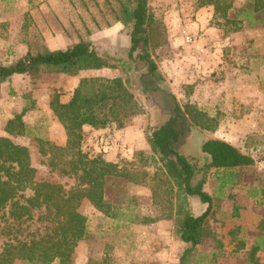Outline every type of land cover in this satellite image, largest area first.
Segmentation results:
<instances>
[{"label": "trees", "instance_id": "trees-1", "mask_svg": "<svg viewBox=\"0 0 264 264\" xmlns=\"http://www.w3.org/2000/svg\"><path fill=\"white\" fill-rule=\"evenodd\" d=\"M201 4L214 6L211 25L222 28L227 39L243 28H264V0H203ZM104 6V16L94 19L95 28L120 23L122 29L129 30L125 60L103 53L89 37L95 29L86 28L77 43L64 49H50L44 41L31 40L27 41L26 54L9 64L0 63V89L16 73L27 74L35 81L42 72L78 75L88 69L121 70L112 77H81L68 102H62L58 93L51 98L50 106L66 130L67 141L59 145L39 138L40 153L52 171L75 179L70 188L59 182L38 180L29 148L12 138L28 133L24 115L29 109L23 108L7 121L8 135H0V213L8 208L9 217L18 221L45 209L43 217L50 225L29 239L9 241L0 264H15L16 260L25 264H73L78 243L92 240L93 236L87 216L79 210L84 199L105 216L124 220L121 224L116 222L115 227L128 226L138 217L141 223L173 219L174 237L188 243L185 253H191L207 237L216 239L210 223L214 203L207 190L210 176L220 170L234 176L235 169L255 163L251 155L218 137L204 138L197 154L181 151L184 136L196 126L209 131L215 126L213 119L196 105L182 106L164 83L159 49L169 42L164 19L167 8L157 0H105ZM116 61H120L121 68ZM139 95L158 110V123L146 134L152 154L136 150L129 159L130 167L91 154L85 145L84 125L97 129L125 127L139 111ZM150 166L155 170L151 171ZM231 176L223 181L230 184ZM142 183L149 187L152 202L160 207L159 216H138L137 194L126 193L127 185ZM192 197L207 203V209L195 214ZM255 249L258 247L252 252ZM102 262L101 259L96 264Z\"/></svg>", "mask_w": 264, "mask_h": 264}, {"label": "rangeland", "instance_id": "rangeland-1", "mask_svg": "<svg viewBox=\"0 0 264 264\" xmlns=\"http://www.w3.org/2000/svg\"><path fill=\"white\" fill-rule=\"evenodd\" d=\"M31 2L32 10L26 11L27 16H24L21 23V32L25 34L28 41L40 40L44 41L49 48H51V45L57 48H66L68 44L80 40L81 36L85 35L86 28H91L95 30L89 37L103 53L110 54L120 60L126 59L129 48V30L121 27L122 33L111 38L104 32L109 27L95 28L94 19L104 16L102 9L105 7V0H58V4L50 6L51 11H48L47 16H44L43 11H41V0H31ZM157 2L163 4L167 9L177 8V5L178 7L181 5L187 13L189 11L193 13L199 7L203 8L204 14L212 15L214 12L213 5L201 4L203 0H157ZM212 19L213 16L210 22H212ZM219 30V38L216 40L218 35L215 34L212 37L213 40L211 39L212 43H215L212 45L213 50L209 51L208 49L206 52L208 54L212 51L210 61L196 64L187 55L186 63H191L192 66L181 65L183 68L179 73H176L177 76L174 78L164 75L165 85L176 94L182 106L187 103L196 105L197 108L206 112L213 119L211 123L215 126V129L211 131L196 126L184 136L180 149L182 152L197 154L204 138L217 136L226 138L231 142H240L243 146L250 142L259 143L256 144L257 146L253 148V151L248 147L245 148V151L254 153L258 159L263 158L264 28H243L231 33L230 39H227L222 28H219ZM74 34L75 36H73ZM55 37L56 41L54 40ZM168 46L169 42L159 49L161 58L163 55L169 56ZM196 60L201 61L197 58ZM160 61L161 59L159 64ZM116 62L120 64V61ZM119 68H121V64ZM119 73H121V70L116 67L102 68L95 71V73L87 72L86 75L80 72L77 76L59 72H42L35 81L31 79L23 80L21 87H19L20 94L17 95V92L10 93L11 96L9 97L13 98L15 97L13 95L16 94L19 97L18 99L21 100L19 102L20 109L23 110L25 107L30 109L25 114L29 113L25 118L28 133L12 136V138L17 143L26 145L29 148L38 180L59 182L66 188H70L75 184L74 178L52 171L45 162L46 158L40 153L41 141L39 138L56 143V140H59L66 133L58 118L54 114L48 113L47 106L52 96L58 93L61 97L72 92L73 84L78 83L79 78H81L79 76L102 75L112 77ZM35 88L38 90L36 92L37 96L43 100V106L37 104V98L34 95ZM139 101V111L130 118L127 125L134 126L135 131L132 133V140L137 142L136 144L147 146L145 150L150 154L151 148L146 134L158 123V110L149 106L142 95H139ZM109 127L115 128L114 126ZM0 135H8L2 119H0ZM99 138V140H102L101 136ZM85 145L91 154L95 155V152H93L95 148L91 145V135L88 132H85ZM261 145V150L256 149ZM129 161L126 157L119 158V162L125 167L131 166ZM150 170L154 171L155 167L150 166ZM212 178L211 175L208 181L212 182ZM126 188H128L126 193L131 192L138 196V204L140 205L138 216L156 217L161 214L159 206L152 202L150 189L147 185L143 183L132 184L127 185ZM114 192H116V189ZM113 194L116 198V193L112 192V197ZM79 210L87 216L93 236L92 240L83 241V244L87 242L88 248L86 245H82L78 249L75 248L73 264H76L77 261L80 264H87V262L88 264L100 263L104 253L108 254L110 252L112 255L119 256L120 260L109 259L104 264H156L151 259L153 256L151 252L159 251V247H164L165 244L173 251L171 264H197L196 253H185L186 243L176 237L174 239L169 231L168 234L163 232L157 242H152L150 240L151 233L146 226L149 223L139 222V217L137 222L130 223L128 226L115 227L116 222L121 224L124 220L115 221L105 216L87 199L81 202ZM45 212V209L37 210L32 218H23L18 221L9 217L8 208L1 212L0 256L9 241L29 239L44 232L50 225V222L43 217V214H46ZM118 241H123L121 250L124 252L120 254L112 250L114 246L118 245ZM15 264L25 263L16 260ZM216 264H246V262L241 257L239 260L219 261Z\"/></svg>", "mask_w": 264, "mask_h": 264}, {"label": "crops", "instance_id": "crops-1", "mask_svg": "<svg viewBox=\"0 0 264 264\" xmlns=\"http://www.w3.org/2000/svg\"><path fill=\"white\" fill-rule=\"evenodd\" d=\"M31 4V0H0L1 64H9L27 53L28 40L25 34L21 32V23L24 16H27L26 11L32 10ZM56 4H58V0H41L40 8L44 13L43 15L47 16L48 11H51L50 6ZM176 7L177 8L167 9L166 15L164 16L168 28V47L170 54L169 56L163 55L159 64L163 74L165 76L169 75L171 78L177 76L176 73H179L183 68L181 65H188V67L192 66L191 63H186L185 59L187 55L191 58L190 60L196 64L210 61L209 59H212V51L208 52V54H206V52L208 49L209 51L213 50L212 45L214 42L212 43L211 39L213 40L212 37L216 34L218 35V37H216L217 40V38H219L218 33H220L219 28L212 26L210 22L214 12L212 15L204 14L203 8L199 7L197 11L193 13L189 11V13H187L183 10L181 5L180 7H178V5ZM28 16H30V14H28ZM104 32L111 38L116 37L122 33L121 24L116 23ZM73 36H75V34ZM188 38H190L191 42L188 41ZM54 40L56 41V37ZM78 41L79 40H76L68 44L67 47ZM50 49H59V47L57 48L51 45ZM203 53L206 55H203ZM196 58L201 61L198 62ZM98 70L99 69L82 70L81 73L83 72V75H86L87 72L95 73V71ZM28 79H31L29 75L16 73L1 84L0 119H2L4 127L7 121L16 112L22 111L19 106L21 100L18 99L19 97L17 95L20 94L19 87H21V82ZM76 85L77 83L75 85L73 84V87ZM37 91V88H35L34 95L37 98V104L43 106V100L37 96ZM11 92H17V95H13L15 96L13 98L9 97L11 96ZM71 94L72 92L62 95L60 97L61 101L68 102L71 98ZM50 101L47 106L48 113L54 114L50 106ZM28 114L24 115V118H26ZM84 131L91 135V145L95 148L93 152L104 156L110 161L118 162L120 157L132 159L136 150H145V147H147L136 144L137 142L132 140V133L135 131L133 125H126L123 128L105 127L97 129L86 124L84 125ZM99 136H101L102 140H99ZM218 138L229 141L226 138ZM66 141L67 134L65 133L59 140H56V143L65 145ZM231 143L239 147L244 153L251 155L255 159V163L244 167L242 170L235 169L237 174L234 176L230 174L227 176L225 172L221 170L213 173L212 182L208 183L207 190L213 196L214 203L212 206L210 223L215 230L216 239L210 236L207 237L191 252L196 253L197 264H212V262L216 264L219 261L230 262L239 260L241 257L245 259L246 264H264V157L258 159L254 153L245 151L247 147L253 151V148L259 143L250 142L246 146H243L240 142L235 143L232 141ZM261 147L262 145L258 146L256 149L261 150ZM230 176L231 183H225L223 181V179H225L224 177ZM191 207L195 214H200L207 209V203L202 202L199 198L192 197ZM173 224V219L159 218L155 222L146 225L148 227L147 230L151 233L150 240L152 242H157L160 240L163 232L168 234L169 231V234L173 235ZM173 238L175 239V237ZM83 241L78 243L77 249L82 245H86L87 248L89 247L87 242L83 244ZM122 245L123 241H118V245L114 246L112 250L120 254L124 252L121 250L123 248L121 247ZM165 245L164 247L160 246L159 251L156 250L153 253L151 252V254H153L151 259L156 264L172 263L173 251ZM186 245L188 246V243H186ZM254 247H258V249L252 252ZM117 257L119 256L112 255L111 252L108 254L104 253L102 263L104 264L109 259L120 260V257ZM76 264L80 263L77 261Z\"/></svg>", "mask_w": 264, "mask_h": 264}, {"label": "built area", "instance_id": "built-area-1", "mask_svg": "<svg viewBox=\"0 0 264 264\" xmlns=\"http://www.w3.org/2000/svg\"><path fill=\"white\" fill-rule=\"evenodd\" d=\"M189 39V41H190V38H188Z\"/></svg>", "mask_w": 264, "mask_h": 264}]
</instances>
